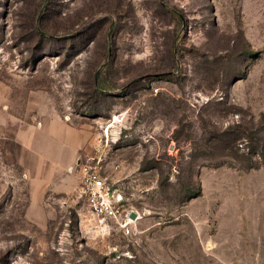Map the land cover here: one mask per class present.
<instances>
[{"label":"rangeland","instance_id":"1","mask_svg":"<svg viewBox=\"0 0 264 264\" xmlns=\"http://www.w3.org/2000/svg\"><path fill=\"white\" fill-rule=\"evenodd\" d=\"M0 264H264V0H0Z\"/></svg>","mask_w":264,"mask_h":264},{"label":"built area","instance_id":"2","mask_svg":"<svg viewBox=\"0 0 264 264\" xmlns=\"http://www.w3.org/2000/svg\"><path fill=\"white\" fill-rule=\"evenodd\" d=\"M93 160L76 159L74 165L68 168L69 171L78 173L80 191L86 200L89 216L98 224L114 222L124 227L131 219L129 214L132 210L125 207L118 189L108 182L98 163H93Z\"/></svg>","mask_w":264,"mask_h":264},{"label":"crops","instance_id":"3","mask_svg":"<svg viewBox=\"0 0 264 264\" xmlns=\"http://www.w3.org/2000/svg\"><path fill=\"white\" fill-rule=\"evenodd\" d=\"M50 134V148L48 150V153L46 154H43L42 155V159H43V163L46 165V166H53V167H50L52 169H63V168H67L69 166H57V163L58 161L60 160V156H61V152H63V148L65 149V143H72V142H69L68 140H66L65 138H61L59 137L58 134H56V132L54 133L53 131H50L48 132ZM79 146H81V144H77L75 147H74V151L73 153H70V159H72L73 161L76 159V151L78 150V148H80ZM37 153V152H36ZM55 156V157H54ZM55 158V159H54ZM71 161V160H70ZM70 161H68V163L66 165H69L70 164ZM35 170H43L45 168V166H35L33 167Z\"/></svg>","mask_w":264,"mask_h":264},{"label":"water","instance_id":"4","mask_svg":"<svg viewBox=\"0 0 264 264\" xmlns=\"http://www.w3.org/2000/svg\"><path fill=\"white\" fill-rule=\"evenodd\" d=\"M129 217L131 219H136V213L134 211H131L130 214H129Z\"/></svg>","mask_w":264,"mask_h":264}]
</instances>
